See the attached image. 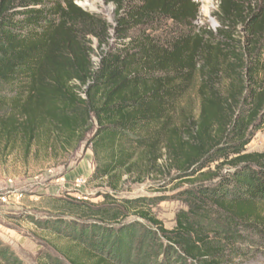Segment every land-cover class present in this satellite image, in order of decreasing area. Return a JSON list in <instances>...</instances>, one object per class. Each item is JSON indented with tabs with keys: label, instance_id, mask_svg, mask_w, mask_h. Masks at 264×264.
<instances>
[{
	"label": "trees",
	"instance_id": "obj_1",
	"mask_svg": "<svg viewBox=\"0 0 264 264\" xmlns=\"http://www.w3.org/2000/svg\"><path fill=\"white\" fill-rule=\"evenodd\" d=\"M105 2L114 24L76 0H0V149L86 142L89 182L112 191L29 215L69 242L38 264H234L264 249V151H247L264 129V0H218L216 31L196 24V0ZM190 92L199 115L175 119ZM164 157L184 184L171 229L153 212L168 197L115 195ZM0 264L25 262L0 241Z\"/></svg>",
	"mask_w": 264,
	"mask_h": 264
},
{
	"label": "rangeland",
	"instance_id": "obj_2",
	"mask_svg": "<svg viewBox=\"0 0 264 264\" xmlns=\"http://www.w3.org/2000/svg\"><path fill=\"white\" fill-rule=\"evenodd\" d=\"M196 1L200 4L196 24L216 31L220 26L215 17L219 10L218 0ZM76 3L84 10L101 16L108 23H115L113 4H107L105 0H76ZM92 46V61L97 65L101 53L97 40H92ZM190 94L192 93L180 99L175 119L179 118L181 109L184 108H191L196 117L199 115V103ZM247 151H264V129L256 133L248 144ZM169 165V159L164 157L159 162L160 168L151 175H146L143 181L125 176L123 190L115 195L121 199L168 197V200L154 207L153 212L171 229L176 224V213L184 209L185 205L169 198L184 185L176 178L177 171L169 169ZM95 167L92 148L86 142L75 150L58 147L53 151L36 143L29 155L21 144L11 154L0 149V241L9 245L25 264H38L43 251L56 254L54 247L67 246L68 240L38 228L28 216L40 219L60 217L57 215V205L63 204V201L56 203L55 199H77L91 203L103 201L102 194L112 191L103 182H89ZM132 219L134 217L128 221ZM234 264H264V249L250 245L246 254L236 259Z\"/></svg>",
	"mask_w": 264,
	"mask_h": 264
},
{
	"label": "built area",
	"instance_id": "obj_3",
	"mask_svg": "<svg viewBox=\"0 0 264 264\" xmlns=\"http://www.w3.org/2000/svg\"><path fill=\"white\" fill-rule=\"evenodd\" d=\"M78 182H80V183H81V180H80V179H78Z\"/></svg>",
	"mask_w": 264,
	"mask_h": 264
}]
</instances>
